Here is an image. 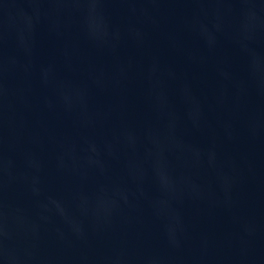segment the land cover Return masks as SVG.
<instances>
[{
	"label": "water",
	"instance_id": "1",
	"mask_svg": "<svg viewBox=\"0 0 264 264\" xmlns=\"http://www.w3.org/2000/svg\"><path fill=\"white\" fill-rule=\"evenodd\" d=\"M0 264H264V0H0Z\"/></svg>",
	"mask_w": 264,
	"mask_h": 264
}]
</instances>
